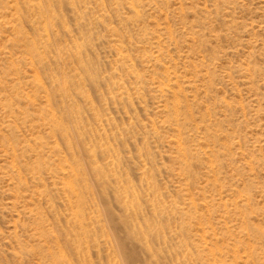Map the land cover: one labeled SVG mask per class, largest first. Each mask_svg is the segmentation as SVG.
Segmentation results:
<instances>
[{
	"label": "rangeland",
	"instance_id": "obj_1",
	"mask_svg": "<svg viewBox=\"0 0 264 264\" xmlns=\"http://www.w3.org/2000/svg\"><path fill=\"white\" fill-rule=\"evenodd\" d=\"M36 1L0 0V264H264V0Z\"/></svg>",
	"mask_w": 264,
	"mask_h": 264
},
{
	"label": "bare ground",
	"instance_id": "obj_2",
	"mask_svg": "<svg viewBox=\"0 0 264 264\" xmlns=\"http://www.w3.org/2000/svg\"><path fill=\"white\" fill-rule=\"evenodd\" d=\"M36 1V0H35ZM36 3H37V1H36ZM131 3H133V2H127V4H130V5H132ZM29 4V3H28ZM72 4V3H71ZM36 6V5H35ZM39 6V5H38ZM49 6H47V8H48ZM36 9H39V7H37ZM36 9H34L35 11H36ZM29 10V9H28ZM45 10V9H44ZM132 12V11H131ZM183 12V11H182ZM50 13V12H49ZM40 14L41 15H43L41 12H40ZM54 14V13H53ZM48 15V14H47ZM49 17H50V15H48ZM43 17V18H42ZM41 18L44 20V22H45V20H48L49 21V18L47 19V18H45V16H42ZM52 17H54V15L52 16ZM52 19V18H51ZM57 21V20H56ZM15 22V21H14ZM54 24V23H53ZM41 25H42V22H41ZM46 27H47V25H46ZM51 30V29H50ZM42 31V30H41ZM46 31V30H45ZM171 32V31H170ZM169 34V33H168ZM157 40V39H156ZM46 45V44H45ZM33 46V45H32ZM49 46V45H48ZM36 53V52H35ZM155 53V52H154ZM38 55H40V54H38ZM150 56V55H149ZM148 56V57H149ZM158 57V56H157ZM122 59V58H121ZM151 60V59H150ZM80 65H81V63H80ZM167 69V68H166ZM246 69V68H245ZM246 72V71H245ZM37 73V72H36ZM249 73V72H248ZM62 76V75H61ZM39 78V77H38ZM37 78V79H38ZM136 78V77H135ZM40 82V81H39ZM186 82V81H185ZM19 84V83H18ZM34 84V83H33ZM70 84V83H69ZM35 85V84H34ZM62 85V84H61ZM162 85V84H161ZM158 87V86H157ZM166 88V87H165ZM177 88V87H176ZM57 89V91H59L60 93H64L65 92V90H64V86L63 87H58V88H56ZM44 91V90H43ZM62 91V92H61ZM45 92V91H44ZM165 92V91H164ZM163 93V92H162ZM167 93V92H166ZM170 94V93H169ZM166 95V94H165ZM182 95V94H181ZM50 96V95H49ZM166 97V96H165ZM173 97V96H172ZM178 96H176V98H177ZM85 98V97H84ZM44 99V98H43ZM46 99H47V97H46ZM50 99V98H49ZM47 101V100H46ZM176 101V100H175ZM46 103V102H45ZM177 103V102H176ZM175 106V105H174ZM173 106V107H174ZM162 107V106H161ZM178 107H180V106H178ZM169 110V109H168ZM175 110V109H174ZM170 112V111H169ZM168 112V113H169ZM20 113V112H19ZM171 113V112H170ZM175 113V112H174ZM45 114V113H44ZM159 114V113H158ZM54 115V114H53ZM73 115V114H72ZM174 115H177V114H174ZM44 116H46V115H44ZM48 117V116H47ZM50 118V117H49ZM46 119V118H45ZM62 119V118H61ZM48 120V119H47ZM58 120H60V119H58ZM172 120V119H171ZM43 122H44V120H42ZM176 121V120H175ZM178 122V121H177ZM176 122V123H177ZM47 123V122H46ZM53 123H55V121H53ZM53 123H51V127H52V124ZM61 123V122H60ZM149 123V122H148ZM170 123H172V122H170ZM56 124V123H55ZM46 125H48V124H46ZM61 125V124H60ZM16 126V125H15ZM54 126V125H53ZM57 126V127H56ZM154 126V125H153ZM59 126L58 125H55V129H57V130H61L60 128H58ZM53 128V127H52ZM54 128H53V131H54ZM155 128V127H154ZM56 131V130H55ZM65 133H66V131H64ZM67 132H68V130H67ZM62 133V132H61ZM38 134V133H37ZM64 134V133H63ZM52 136V135H51ZM54 143H57V142H54ZM171 143V142H170ZM44 144V143H43ZM50 144H52V143H50ZM69 144V143H68ZM48 145V144H47ZM52 146V145H51ZM74 146V145H73ZM180 146V145H179ZM48 147H49V145H48ZM56 148V147H55ZM14 150V149H13ZM51 150V149H50ZM74 151V150H73ZM183 151H185V150H183ZM198 151V150H197ZM12 152V151H11ZM14 152V151H13ZM58 153V152H57ZM183 153V152H182ZM186 153V152H185ZM39 154V153H38ZM74 155H75V153H73ZM91 154V153H90ZM14 155V154H13ZM93 155V154H92ZM35 156V155H34ZM185 156V155H184ZM213 156V155H212ZM76 157V156H75ZM65 158V157H64ZM93 158V157H92ZM42 159V158H41ZM61 161V160H60ZM66 163V162H65ZM71 164H72V162H71ZM188 164V163H187ZM57 165H58V163H57ZM75 165V164H74ZM39 167V166H38ZM74 167V166H73ZM53 169V168H52ZM58 169V168H57ZM61 169V168H60ZM64 169H65V167H64ZM49 171V170H48ZM58 171H60V170H58ZM67 171V170H66ZM72 171V170H71ZM93 171V170H92ZM64 174V173H63ZM66 174V173H65ZM69 174H70V172H69ZM67 175V174H66ZM62 176V175H61ZM68 176H70V175H68ZM67 176V177H68ZM63 177H65L64 175H63ZM67 177H65V178H67ZM72 177V176H71ZM79 177V176H78ZM66 181V180H65ZM64 182V181H63ZM69 182V181H68ZM65 183V182H64ZM69 185V184H68ZM64 186V185H63ZM73 190V189H72ZM74 192V191H73ZM77 192V191H76ZM125 198V197H124ZM131 204V203H130ZM70 216V215H69ZM78 221V220H77ZM152 225V224H151ZM158 227V226H157ZM74 233V232H73ZM72 234V233H71ZM75 235V234H74ZM249 249V248H248ZM180 254V253H179ZM185 255V254H184Z\"/></svg>",
	"mask_w": 264,
	"mask_h": 264
}]
</instances>
